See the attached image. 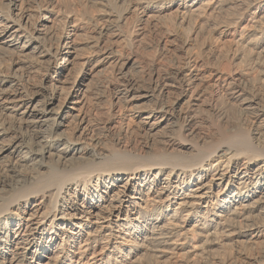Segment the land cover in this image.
<instances>
[{
  "label": "bare ground",
  "instance_id": "6f19581e",
  "mask_svg": "<svg viewBox=\"0 0 264 264\" xmlns=\"http://www.w3.org/2000/svg\"><path fill=\"white\" fill-rule=\"evenodd\" d=\"M0 264H264V0H0Z\"/></svg>",
  "mask_w": 264,
  "mask_h": 264
},
{
  "label": "rangeland",
  "instance_id": "374dc122",
  "mask_svg": "<svg viewBox=\"0 0 264 264\" xmlns=\"http://www.w3.org/2000/svg\"><path fill=\"white\" fill-rule=\"evenodd\" d=\"M62 60H63V57L60 58L59 62H62Z\"/></svg>",
  "mask_w": 264,
  "mask_h": 264
}]
</instances>
